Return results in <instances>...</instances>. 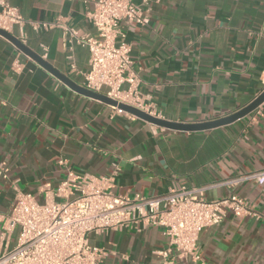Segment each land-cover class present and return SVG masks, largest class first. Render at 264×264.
<instances>
[{
    "label": "crops",
    "instance_id": "crops-1",
    "mask_svg": "<svg viewBox=\"0 0 264 264\" xmlns=\"http://www.w3.org/2000/svg\"><path fill=\"white\" fill-rule=\"evenodd\" d=\"M26 25L13 34L77 84L89 69V50L70 41L65 27L96 35L87 18L95 0H7ZM149 23L125 27L139 91L160 117L196 123L225 117L264 90V0H132ZM31 22L53 25L33 28ZM0 35V252L12 247L18 230L6 232L17 189L45 200L67 167L94 176H113L114 192L159 196L181 187L203 188L207 200L237 194L259 217L227 212L198 235L200 260L175 264H264V102L249 115L222 127L180 132L83 95ZM19 57L22 69L12 68ZM74 64L76 71L71 65ZM238 179L237 182H231ZM56 200L61 198L56 197ZM143 223L104 234L92 233L102 264H165L159 253L169 239Z\"/></svg>",
    "mask_w": 264,
    "mask_h": 264
},
{
    "label": "built area",
    "instance_id": "built-area-1",
    "mask_svg": "<svg viewBox=\"0 0 264 264\" xmlns=\"http://www.w3.org/2000/svg\"><path fill=\"white\" fill-rule=\"evenodd\" d=\"M87 18L96 28V35L65 27L70 41L90 53L89 69L81 73V86L159 116L155 104L140 94L141 79L132 68V45L125 30L133 23H149L144 8L132 0H95ZM26 23L18 7L0 0L1 29L13 33ZM31 24L35 29L53 26ZM21 36L23 42L25 36ZM12 68L17 72L22 69L19 57ZM71 68L76 71L74 64ZM111 107L117 115L135 117ZM0 174L6 177L3 170ZM113 176L82 174L67 167L65 178L55 191L47 189L43 202L17 189L13 208L3 225L8 233L18 230V237L12 247L0 252V264H102L105 252L90 243L89 235L140 223L163 228L169 239L168 247L159 252L165 264H175V258H170L173 251L177 258L197 261L201 259L197 239L204 228L221 223L229 211L236 216L259 217L246 198L232 194L210 201L204 197L203 188L183 186L151 197L139 193L133 197L119 195L113 190ZM252 177L264 184V170Z\"/></svg>",
    "mask_w": 264,
    "mask_h": 264
},
{
    "label": "water",
    "instance_id": "water-1",
    "mask_svg": "<svg viewBox=\"0 0 264 264\" xmlns=\"http://www.w3.org/2000/svg\"><path fill=\"white\" fill-rule=\"evenodd\" d=\"M0 35L4 36L6 39H8L13 45H15L21 52H23L25 55L39 63L42 67H44L46 70H48L51 74H53L55 77H57L59 80H61L63 83L74 89L75 91L86 95L88 97H91L93 99L100 100L104 103H107L110 106L118 107L132 115H134L137 118H140L144 121H147L153 125H156L158 127L174 130V131H180V132H200V131H207L214 128L222 127L225 125H229L247 115H249L251 112L256 110L263 102H264V90L253 100L251 101L247 106L243 107L242 109L238 110L235 113H232L230 115H227L225 117H221L218 119H214L211 121H205V122H196V123H184V122H175L170 121L168 119L154 116L150 113H147L141 109H138L132 105L119 102L115 99H112L108 97L105 94L102 93H96L93 91H90L83 86L77 84L72 79H70L65 74L58 71L56 68H54L49 62H47L45 59L41 57L38 53L31 50L24 42H22L16 35L13 33H10L8 31H5L0 28Z\"/></svg>",
    "mask_w": 264,
    "mask_h": 264
}]
</instances>
